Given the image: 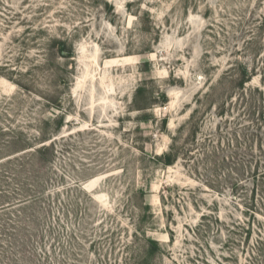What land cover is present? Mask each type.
<instances>
[{
    "label": "rangeland",
    "instance_id": "obj_1",
    "mask_svg": "<svg viewBox=\"0 0 264 264\" xmlns=\"http://www.w3.org/2000/svg\"><path fill=\"white\" fill-rule=\"evenodd\" d=\"M0 171V264H264V0H0Z\"/></svg>",
    "mask_w": 264,
    "mask_h": 264
},
{
    "label": "trees",
    "instance_id": "obj_2",
    "mask_svg": "<svg viewBox=\"0 0 264 264\" xmlns=\"http://www.w3.org/2000/svg\"><path fill=\"white\" fill-rule=\"evenodd\" d=\"M43 142H45V141H43ZM52 149H53L52 145H43V146H41L39 148L34 149L33 152L31 151V152L23 153L22 155H20L22 157H20V156L17 157L16 156V158H18V159L15 158V160L16 161L19 160V164L21 166H23V167L19 168L20 172L22 170H24L25 168L28 169V171H29V168L31 167L32 173L35 172L36 176H37V171L36 170L43 169L44 166L50 162L51 157H52ZM167 159H168L167 163L170 164L171 163L170 158H167ZM10 160L11 159H8V161H10ZM25 166H27V167H25ZM14 171L16 173L13 172V171L8 172L12 176L11 181L21 182V181L18 180V172H17V170L14 169ZM0 173H2V171H0ZM36 176L33 179H31V181L35 180ZM28 181H30V180H28ZM30 186H33V185L32 184H29V185L28 184H24L23 187L25 189H27V191H29L28 187H30ZM1 193L2 194L0 196V200H1L0 203H6V202H4V200L9 199L11 197L9 196L8 192L5 191V190H3V192H1ZM30 199H33V198H30ZM20 203H25V201L24 202H20ZM9 206H11L10 203L0 204V210H5V208H8Z\"/></svg>",
    "mask_w": 264,
    "mask_h": 264
}]
</instances>
